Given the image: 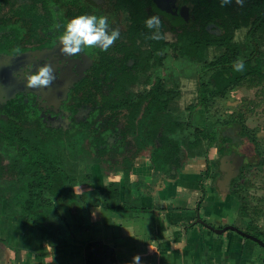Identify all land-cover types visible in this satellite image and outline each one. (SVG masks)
I'll use <instances>...</instances> for the list:
<instances>
[{"label": "flooded vegetation", "instance_id": "flooded-vegetation-1", "mask_svg": "<svg viewBox=\"0 0 264 264\" xmlns=\"http://www.w3.org/2000/svg\"><path fill=\"white\" fill-rule=\"evenodd\" d=\"M213 1L0 0V188L7 192L12 183L16 190L21 185L24 124L57 130L69 149L78 143L80 152L104 151L98 160L82 153L74 160L67 152V161L77 168L84 163L99 166L108 176L112 173L103 162L113 164L120 160L114 152L136 149L139 133L127 134L133 124L125 106H146L150 98L156 99L155 90L174 91L169 97L173 114L182 118L183 79L195 81L197 95L191 104H197L199 89L210 83L221 57L226 67L252 58L251 67L261 62L264 74V0H244L243 6L232 0L222 8V30L210 16L212 11L207 15L206 7ZM79 15L106 16L110 29L120 30V38L106 51L61 55L58 38L64 25ZM151 16L161 19L163 39H149L152 33L145 20ZM45 63L51 64L56 79L47 88L26 87V75ZM263 79L258 74L254 82L250 76L239 80L211 104L240 89L261 88ZM100 137L103 142L98 144ZM87 174L93 175L82 176ZM9 201L10 196L3 200L2 213L10 212ZM12 208L20 213L18 199ZM94 249L86 264H98V248Z\"/></svg>", "mask_w": 264, "mask_h": 264}, {"label": "crops", "instance_id": "crops-1", "mask_svg": "<svg viewBox=\"0 0 264 264\" xmlns=\"http://www.w3.org/2000/svg\"><path fill=\"white\" fill-rule=\"evenodd\" d=\"M206 168L205 160L196 158L171 178L156 174L150 159L141 158L128 185L121 168L107 176L96 167L94 181L78 186L80 207L71 210L78 212V227L54 226L55 234L44 239L27 218L0 214V264H54L56 254L65 257V248H74L75 258L62 264H86L87 249L98 247L114 248V264H132L137 255L140 264H264L253 240L199 222L216 230L240 229L234 224L239 202L216 194L212 180L204 177ZM115 180L127 210L105 203L106 188Z\"/></svg>", "mask_w": 264, "mask_h": 264}, {"label": "trees", "instance_id": "trees-1", "mask_svg": "<svg viewBox=\"0 0 264 264\" xmlns=\"http://www.w3.org/2000/svg\"><path fill=\"white\" fill-rule=\"evenodd\" d=\"M222 8L217 0L206 7L207 15L209 16L212 11L210 16L213 17L216 27H220L221 30L223 28ZM216 38L219 37L216 36ZM243 62L244 70L240 72L235 71L233 65L226 67L223 57L215 63V66L219 68L214 70L210 83L202 85L199 89V102L189 105L186 109L190 112L187 121L183 117H176L173 114V104L169 97L174 96V91L166 90L164 93H159L155 90L156 99L148 98L146 106L142 102L125 106L133 124V129H128L127 134L139 133L134 145L136 149L130 152H114V157H118L120 160L117 159L113 164L103 162L111 172H108L107 169L106 171L117 174L121 168L124 181L130 185L133 168L140 158L150 159L156 174L171 178L180 175L191 160L204 159L207 166L204 177L212 180L214 187L218 188L217 192L241 202L240 215L242 218L249 216L246 199L242 195L239 182L243 173L256 164L252 162L243 165L236 176V170L232 167L235 141L225 135L227 127H237L240 129L241 136L251 141L257 148V153H260L259 140L245 124L248 103L235 113L236 118L226 122L217 120L210 128L199 126L194 122L196 112L208 110L214 98L224 96L228 90L234 88L233 86L239 80L250 76L253 79L250 82H254L256 75H264L261 62L258 61L253 68L251 67L254 65L252 58ZM160 95L167 97L166 100H159ZM141 113L143 114L142 118H140ZM136 121H139L137 125ZM25 126V124L22 126L21 133V185L16 190L12 183L7 192L0 188V214H2L3 200L10 196V212L8 214L14 215L16 218H27L28 224L39 230L46 239L55 234L52 229L58 220H66L59 211V205H71L77 209L80 196L78 186L94 181L91 174L86 176L78 174L77 165L73 162L68 163L67 152H71L70 157L74 160L78 158L79 153L88 155L89 158H94L95 155L98 160L103 158L105 152L93 153L85 149L80 152L78 143L71 145L69 149L64 144L63 135L57 130L48 129L45 131L40 125L33 128ZM102 142L101 138L98 144ZM213 147H216L218 151L215 158H212L210 154ZM228 166L231 167L232 174L229 173ZM12 167H15L14 159ZM120 188V184L116 180L109 183L106 188L105 203L110 209L127 210L130 208L127 203L122 202ZM15 199L21 203L19 214L11 211ZM74 218L79 219L78 212ZM251 226L253 227V223ZM242 230L252 234L250 230ZM254 235L264 242V232ZM90 254V249H87V256L89 257Z\"/></svg>", "mask_w": 264, "mask_h": 264}, {"label": "rangeland", "instance_id": "rangeland-1", "mask_svg": "<svg viewBox=\"0 0 264 264\" xmlns=\"http://www.w3.org/2000/svg\"><path fill=\"white\" fill-rule=\"evenodd\" d=\"M182 91L184 94L179 102V113H181L185 121H187L190 116V112L186 109L189 105H191V103L195 102L197 95L195 81L183 79ZM246 100L249 103L248 105L246 104L247 109L245 124L248 130L259 140L260 153H257V148H255L251 141L241 136L240 129L237 127H227L225 129V135L231 137L235 141L236 146L233 149L232 167L236 170V176L238 175L239 169L243 165H247L252 162L256 164L250 170L243 173L242 179L239 182L241 183L239 187L242 195L246 199L249 216L242 218L240 215L241 202L236 203L238 213L234 216V224L244 230H250L254 235L259 232L261 233V231L264 232V86L261 88L240 89L233 92L225 99L223 98L217 100V102L212 104L208 110L197 112L194 115V122L199 126L210 128L217 120H221L223 122L229 121L236 118L235 113H237V110H240L241 106L245 105ZM217 152V148L213 147L210 153L211 157L215 158L217 156ZM69 154H71V152ZM86 160L90 159L86 158ZM91 166L93 165H90V163L82 164L79 168H77L78 174L83 175L84 173L90 172L94 174L95 168H99V166ZM227 169L230 171L229 173L232 174L231 167L228 166ZM107 171L111 172L108 168ZM209 181L211 180L209 179ZM211 186L215 188L213 183ZM215 189L216 191L218 190V188ZM79 190L81 191V189ZM216 194L222 200L229 199L228 195L222 194L221 192H216ZM231 199H229L230 202ZM79 207L80 206L78 205L77 209H79ZM71 210V205H59V211L61 214L66 212L71 219L68 220L66 215H63L66 220H58L55 227H57V225H61L62 227H78V221L74 218L75 215ZM251 223H253V227L251 226ZM256 245L259 253L264 255V247L260 246L258 243ZM63 250L65 251L63 252L65 257L59 258L56 254L54 257V264H62L67 262V260L69 261V259L70 261H73L75 258L74 248H65Z\"/></svg>", "mask_w": 264, "mask_h": 264}, {"label": "clouds", "instance_id": "clouds-1", "mask_svg": "<svg viewBox=\"0 0 264 264\" xmlns=\"http://www.w3.org/2000/svg\"><path fill=\"white\" fill-rule=\"evenodd\" d=\"M224 7L232 3V0H219ZM239 6H243L244 0H235ZM145 27L152 33L149 39H163L162 21L159 16H151L145 20ZM120 38V30L110 29L108 18L100 15H79L72 18L64 25V31L58 38L59 52L66 57L79 55L85 49H99L106 51ZM17 52L20 50L17 49ZM237 72L244 70L243 60H237L233 64ZM31 72V67L27 70ZM56 79L51 64L45 63L34 74L26 75V87L30 89L47 88ZM139 255L132 258V264H140Z\"/></svg>", "mask_w": 264, "mask_h": 264}, {"label": "water", "instance_id": "water-1", "mask_svg": "<svg viewBox=\"0 0 264 264\" xmlns=\"http://www.w3.org/2000/svg\"><path fill=\"white\" fill-rule=\"evenodd\" d=\"M199 222L204 224L205 226L209 227L211 230H213L217 233H221L223 231H228V230L235 231V232L239 233L240 235H242L248 239H251L254 242H256V243H258L264 247V242L260 238L254 236L250 233H246L243 230L237 228L236 226H227L224 229L216 230L214 227H212L211 225H208L206 222H204L202 220H199ZM99 249L100 248L98 247L97 250H99ZM0 257H1V251H0ZM96 257L99 259L98 264H114V261L116 260V252H115L114 248H112V247L107 248V251H104L102 248L101 251L97 252Z\"/></svg>", "mask_w": 264, "mask_h": 264}]
</instances>
